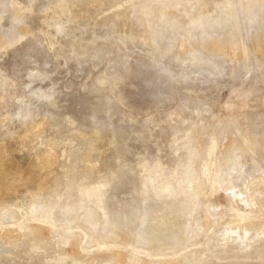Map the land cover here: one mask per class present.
Instances as JSON below:
<instances>
[{
    "label": "rangeland",
    "instance_id": "1",
    "mask_svg": "<svg viewBox=\"0 0 264 264\" xmlns=\"http://www.w3.org/2000/svg\"><path fill=\"white\" fill-rule=\"evenodd\" d=\"M59 1L0 0V43L8 42L0 47V231L19 234L0 238V264H127L91 260L113 248L110 228L140 247L116 239L128 260L152 255L154 264L165 253L184 264H264V0H173L162 13L147 0L146 18L143 0ZM228 3L238 31L219 21L187 34L188 19L217 16ZM248 7L256 12L246 16ZM160 15L181 24L155 40ZM186 145L197 153L189 175L197 188L190 199L157 197L146 178L165 187L185 177ZM103 183L104 210L84 197ZM45 216L56 227L33 238L26 226ZM143 219L151 232L135 241ZM66 237L85 247L77 257L63 259Z\"/></svg>",
    "mask_w": 264,
    "mask_h": 264
},
{
    "label": "bare ground",
    "instance_id": "2",
    "mask_svg": "<svg viewBox=\"0 0 264 264\" xmlns=\"http://www.w3.org/2000/svg\"><path fill=\"white\" fill-rule=\"evenodd\" d=\"M65 1L66 0H60L59 2H60V4H64L65 3ZM148 1H158L159 3H160V7L158 8V10L162 13V12H164V9L166 8V6L168 5V4H171V6L172 5H176V2H174L173 0H148ZM178 1V0H177ZM183 1H185V2H191L192 0H183ZM196 1V0H195ZM226 1H229V0H226ZM193 2V1H192ZM204 2V1H203ZM197 3V2H196ZM141 12H142V15H143V17L144 18H146L150 13H151V8L149 7V5H148V3H147V0H143L142 2H141ZM151 4V3H150ZM178 4V3H177ZM181 4H183V3H181ZM203 4V3H202ZM242 4V3H241ZM194 5V4H193ZM196 5V4H195ZM226 5V4H225ZM239 5V4H238ZM244 5V4H243ZM209 6V5H208ZM212 6V5H211ZM210 6V7H211ZM253 6V5H252ZM195 7V6H194ZM196 7H198V6H196ZM209 7V8H210ZM171 8V7H170ZM213 8V7H212ZM173 9V8H172ZM191 9V8H190ZM203 10H205V9H203ZM234 9H233V5L231 4V3H228L227 4V6L226 7H223V9L221 10V12L217 15V16H210V14L207 16V18L205 19H199V18H201L202 17V15H199L198 16V13H197V15H196V17H193V18H190V20L188 19V21H186V25L187 26H189L187 29V34H190V31H191V29L193 28V27H198L199 29H201L203 32H204V26H206L207 28L209 27V28H211V27H213V26H215V24H217L219 21H222V22H224V24L225 25H228V27L230 28H234L236 31H238L239 30V24H238V20H237V18L235 17L236 15H235V13H234V11H233ZM252 10V12L253 11H255L254 9H251V7H248L247 9H246V16H248L249 14H250V11ZM138 11V10H137ZM182 11V10H181ZM196 11V10H195ZM29 12V11H28ZM155 12H157V11H155ZM184 12L187 14L188 12H189V10H188V8H184ZM256 12V11H255ZM180 13V12H179ZM213 13V12H212ZM222 13V14H221ZM258 13V12H257ZM13 14H14V16L15 17H19V16H21L22 15V10L20 9V8H15L14 9V11H13ZM172 14V13H171ZM252 14V13H251ZM166 16V15H165ZM185 16V15H184ZM156 18V17H155ZM203 18V17H202ZM246 19H247V17H246ZM152 21H153V19H151ZM158 20H159V17H158ZM166 19H163L162 17H161V15H160V22H162V23H164L165 25H162V24H158L157 26H162L161 28H157L156 30H154L153 32H154V39L155 40H157V38H159V39H162L163 38V36H165V35H169V34H171V31H173L174 29H176L177 28V26H179V24H181L180 23V21L181 20H179V19H177V18H172L171 17V19H169V20H166ZM185 19H183L182 21H184ZM165 21V22H164ZM239 23H240V21H239ZM148 24V23H147ZM257 24V23H256ZM224 25V26H225ZM149 26V25H148ZM150 26H152V22H151V25ZM221 28V27H220ZM232 28V29H233ZM146 29V28H145ZM214 30V29H213ZM223 30V29H222ZM230 30V29H229ZM184 31H186V30H184ZM208 34V33H207ZM175 35V34H174ZM180 35H182V34H180ZM179 35V37L181 38V36ZM196 35V34H195ZM203 35V34H202ZM152 37V36H151ZM215 37V36H214ZM217 37V36H216ZM184 38V37H183ZM146 39V38H145ZM154 39H152V40H154ZM179 39V38H178ZM185 39V38H184ZM189 40V39H188ZM151 41V40H150ZM191 41V40H190ZM186 41L185 40H181V42H180V47H182L184 44H186L185 43ZM241 42V41H240ZM153 43V42H152ZM8 44V42L7 41H2L1 43H0V47H2V46H6ZM168 45L170 46V42H168ZM178 45H179V43H178ZM242 45H244V44H242ZM246 46V45H245ZM184 48H185V46H183ZM219 47H221V45H220V43L219 42H217V41H215V40H212L210 43H209V47H208V49L210 50V51H212V52H215V51H217V49L219 48ZM176 48V47H175ZM179 48V47H178ZM177 48V49H178ZM169 50V47H165L164 48V50ZM180 49V48H179ZM263 49V47H262V44L260 43V42H258L257 43V46H256V50L257 51H261ZM181 50V49H180ZM155 51H156V49H155ZM190 51H191V57H190V64L191 65H194V66H196V64L199 62V61H201L202 59H201V55H200V53H199V48L198 47H196V48H193V49H190ZM171 53V52H170ZM169 53V54H170ZM163 56V55H162ZM160 57H161V55H160ZM173 58V57H172ZM184 58H186V57H184ZM189 60V59H188ZM107 61V60H106ZM184 64V63H183ZM189 64V65H190ZM189 69V68H188ZM180 74V73H179ZM181 75V74H180ZM247 75V74H246ZM49 96V94L48 93H46V94H44L43 96ZM39 96H41L40 94H39ZM198 118V117H197ZM190 122V121H189ZM197 122V121H196ZM194 130V129H193ZM195 132H196V130H194ZM212 134H214V133H212ZM243 135V134H242ZM190 139V138H189ZM189 139H187V140H189ZM218 141V140H217ZM243 142L245 143V145L247 146V147H250V142H249V140H247V139H243ZM185 143V142H184ZM238 143V142H237ZM189 144V143H188ZM191 144V143H190ZM217 144V143H216ZM215 144V139H214V137L211 139V141H210V144H209V152H211V150H213V148H214V146L216 145ZM219 144V143H218ZM234 144V143H233ZM187 146V145H186ZM195 146V145H194ZM244 146V145H243ZM185 147V146H184ZM217 148H218V146H217ZM240 149H241V147H240ZM186 150H187V154L185 155V157H186V162H185V166H186V168H185V177H184V175L183 176H181V177H175V175H172V177H171V181L169 182V184L167 185V186H165V187H158V186H156V184H158L156 181L155 182H153V179H154V177L153 176H149V177H147L146 178V180H145V183H146V185H145V188H147L148 189V183H147V181L150 183V184H153V186L154 187H152L153 188V191L155 192V194H156V196L158 197V196H160V193H163V192H165V193H167V196H171L172 198L173 197H176L179 193H182V195L184 196V198L186 197V198H189L190 199V197L193 195V192H194V190L197 188V186H194V185H192V180H191V178H189L191 175H190V173H191V171L193 170V168L191 167V163L193 162V161H191L192 160V158H193V156H194V154H197V153H195V147H193V145L192 146H187L186 147ZM208 150V149H207ZM243 152V151H242ZM210 157H211V155L210 154H208ZM214 155V154H213ZM208 156V157H209ZM50 158H52V157H50ZM212 158V157H211ZM215 158V157H214ZM183 159V158H182ZM51 160L52 159H48V161L49 162H51ZM231 160V159H230ZM4 161V160H3ZM185 161V160H184ZM208 161L209 160H205L204 162H203V164H202V175L204 174V175H206L207 176V178H208V176H212V166H214V163L212 162V163H208ZM212 161V160H211ZM210 161V162H211ZM236 161V160H235ZM6 162H7V164H8V166H10L11 165V162H9V161H7L6 160ZM5 162V163H6ZM1 163V162H0ZM3 163V162H2ZM6 164V165H7ZM180 164V163H179ZM242 164V163H241ZM183 165V164H182ZM181 165V166H182ZM232 164H231V161H229L228 163H227V165H226V174H229L230 172H231V169H230V166H231ZM232 167V166H231ZM8 168H10V167H8ZM176 168H178V167H176ZM214 168V167H213ZM236 168V167H235ZM10 170V169H9ZM181 170H182V168H181ZM232 170H233V168H232ZM214 171H215V168H214ZM237 171V170H236ZM240 171V170H239ZM150 172V171H149ZM153 172V171H152ZM182 172V171H181ZM196 173V172H195ZM241 173V172H240ZM174 174V173H173ZM176 174V173H175ZM190 175V176H189ZM237 175V174H236ZM195 176V175H194ZM153 177V178H152ZM230 177V176H229ZM210 178V177H209ZM208 178V179H209ZM207 179V180H208ZM211 179V178H210ZM215 179V178H214ZM186 180V181H185ZM215 181V180H214ZM174 183L176 184V187L178 188H175V187H173V185H174ZM3 181H0V199L2 198V196H3ZM183 184V185H182ZM211 184H215V183H211ZM105 185H107L106 183H103L102 185H100L98 188H96L94 191V193L92 192L93 190H87L85 193H84V197L86 198V199H91V200H93V201H97L100 205H99V207H100V209H102V210H104V205L102 204V201H103V196H104V192H103V189H102V187H104ZM212 186V185H211ZM151 188V187H150ZM150 188H149V190H150ZM212 188V187H211ZM217 188H215V190H216ZM115 190V189H114ZM113 189H112V191H114ZM248 190V189H247ZM110 191H111V189H110ZM123 191V190H122ZM106 192V191H105ZM146 193V192H145ZM165 193H163V194H165ZM251 193V192H250ZM154 194V195H155ZM106 196V195H105ZM147 196V195H146ZM197 196V195H196ZM195 196V197H196ZM108 197V196H107ZM112 197V196H111ZM161 197V196H160ZM164 197V196H163ZM179 197V196H178ZM166 198V197H165ZM105 199H106V197H105ZM142 199V198H141ZM147 199V198H146ZM158 199V198H157ZM154 200V199H153ZM238 200V199H237ZM135 201V200H134ZM183 201V200H182ZM136 203H137V201H135ZM147 202V201H146ZM163 202V201H162ZM169 202V201H168ZM181 202V201H180ZM91 203V202H90ZM123 203V202H122ZM142 203H143V201H142ZM171 203V202H170ZM254 203V202H253ZM115 204V203H114ZM109 205V204H108ZM162 205H164V204H162ZM182 204H180V206H181ZM154 206V205H153ZM69 209L70 210H75V208H76V206L75 205H72V204H69ZM93 207V206H92ZM109 207H110V205H109ZM141 207H142V205H141ZM161 207V206H160ZM38 207H36V209H37ZM90 208V207H89ZM120 208V207H119ZM137 208V207H136ZM174 208V207H173ZM258 208V207H257ZM240 210V209H239ZM127 211V210H126ZM139 211V210H138ZM153 211V210H152ZM130 212V211H129ZM151 212V211H150ZM178 212V211H177ZM92 212H90L89 210H87V212H86V214H87V220H90L91 218H92V214H91ZM174 213V212H173ZM176 213V212H175ZM236 213V212H235ZM181 214V213H180ZM240 214V213H239ZM236 215V214H235ZM238 215V214H237ZM246 215H242V217H240V218H242V219H244V217H245ZM236 217V216H235ZM144 218V217H143ZM150 218V217H149ZM237 218V217H236ZM239 218V217H238ZM52 220V219H51ZM49 218H47L46 216H45V218H42V220L40 221V222H42V224H39V223H37V225H27L26 226V228H28V229H30L31 230V233H32V236H33V238H37V237H40V236H42V231L43 230H45V231H48L49 232V230H52V229H54L56 226H55V224L51 221ZM148 220V219H147ZM150 220V219H149ZM238 220V219H237ZM246 220H248V219H246ZM245 220V221H246ZM255 220V219H254ZM121 221H123L122 220V218L121 219H119V218H113L112 220H111V224L112 225H114V224H116L117 222H121ZM236 221V220H235ZM245 221H244V223H245ZM249 221V220H248ZM145 221H144V219L141 221V224H140V227H139V229H138V231L135 233V235H134V240L135 241H143V240H146L148 237H149V233L151 232V230H150V228H149V226L147 225V224H145L144 223ZM242 222V221H241ZM240 221L238 222V223H241ZM250 223V222H249ZM162 224V223H161ZM165 224V223H164ZM243 224V223H242ZM241 224V225H242ZM127 225V224H126ZM164 226V225H163ZM260 226H262L261 224H260ZM14 229V228H13ZM66 229L67 230H69L70 229V227L69 226H67L66 227ZM14 231V230H13ZM13 231H12V228H6V230L5 231H0V238H8V240H9V238H12V239H16L17 237V235H19V234H17V235H13ZM110 231H112L113 232V241H110L111 243H114L113 244V248H108V247H110V246H108V247H106L105 249H103V250H100V251H98L97 250V252L93 255V256H91V260H94L95 258H100V257H108V258H110V259H112L115 263H127V264H152L154 261H153V259H151V258H149V257H152V255L151 256H149V257H147L146 259H143L142 257H140V256H138L137 254H135L134 256H133V258L132 259H130V260H128L127 259V254H126V251H125V249L124 250H122V249H119V248H117L116 247V245L117 244H115L116 243V239L117 238H119V240H121L122 242L124 241L125 243V245H127V246H131L132 247V249H135L136 251L140 248L138 245H135L133 242H131V241H129L130 239H128V237H127V235H125L124 233H121V232H116L115 231V229H113V228H110ZM150 231V232H149ZM159 231V230H158ZM71 232H72V229H71ZM16 233V232H15ZM75 235V234H74ZM85 236H86V234H85ZM84 236V237H85ZM66 240H67V242L66 241H64L65 243H68V247H66L64 250H63V253H61V255H62V257H63V259L64 258H67V257H77L78 255H79V253H80V250H82V249H84L85 247L84 246H82V244H81V240H77V239H73V238H70V237H66L65 238ZM84 239H86V238H84ZM148 241V240H147ZM33 242H35V241H33ZM84 242V241H83ZM109 242V243H110ZM11 243H15V241H11ZM97 244H99V242L97 241L96 242ZM243 243V242H242ZM102 245V244H101ZM107 245H109V244H107ZM111 245V244H110ZM67 246V245H66ZM91 249V248H90ZM85 252V251H84ZM87 252V251H86ZM147 254H151L150 252H148ZM90 255V254H89ZM60 257V256H59ZM154 258H155V260H158V262H156V263H154V264H160L159 263V260H161V259H163L164 260V262L163 263H161V264H184L183 263V260H182V258H177L176 257V254H172V255H170L169 257L167 256V254H165V253H159V254H156V255H154ZM187 259V258H186ZM99 260V259H98ZM97 260V261H98ZM101 260V259H100ZM201 260V259H200ZM106 261H108V260H106ZM74 262L76 263V261H75V259H74ZM99 262V261H98ZM103 262V261H102ZM144 262V263H143ZM194 262V261H193ZM192 262V263H193ZM195 262H197V261H195ZM90 264H91V262H90Z\"/></svg>",
    "mask_w": 264,
    "mask_h": 264
}]
</instances>
